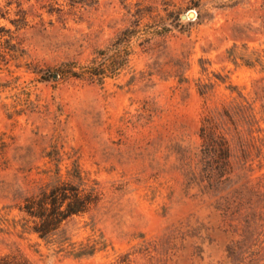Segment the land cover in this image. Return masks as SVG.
<instances>
[{"label": "rangeland", "instance_id": "rangeland-1", "mask_svg": "<svg viewBox=\"0 0 264 264\" xmlns=\"http://www.w3.org/2000/svg\"><path fill=\"white\" fill-rule=\"evenodd\" d=\"M61 182L97 203L24 232L19 205ZM7 253L264 264V0H0Z\"/></svg>", "mask_w": 264, "mask_h": 264}, {"label": "trees", "instance_id": "trees-1", "mask_svg": "<svg viewBox=\"0 0 264 264\" xmlns=\"http://www.w3.org/2000/svg\"><path fill=\"white\" fill-rule=\"evenodd\" d=\"M95 70V71H93ZM84 68L77 76H89L92 79L101 74L97 69ZM215 148V147H214ZM222 158L224 149L212 150ZM97 203V197L92 192H86L78 186L61 182L48 189H42L38 194L26 197L18 209L22 214V229L24 232L36 233L40 238H52L62 224L75 215L87 212ZM0 264H32L28 259L13 253L0 256Z\"/></svg>", "mask_w": 264, "mask_h": 264}, {"label": "water", "instance_id": "water-1", "mask_svg": "<svg viewBox=\"0 0 264 264\" xmlns=\"http://www.w3.org/2000/svg\"><path fill=\"white\" fill-rule=\"evenodd\" d=\"M193 14H194L193 12L190 13L191 16H193Z\"/></svg>", "mask_w": 264, "mask_h": 264}]
</instances>
